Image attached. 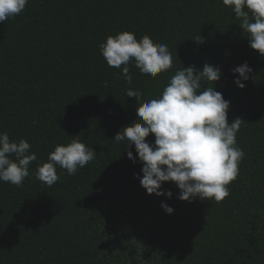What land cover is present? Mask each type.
Returning <instances> with one entry per match:
<instances>
[{
    "label": "trees",
    "instance_id": "obj_1",
    "mask_svg": "<svg viewBox=\"0 0 264 264\" xmlns=\"http://www.w3.org/2000/svg\"><path fill=\"white\" fill-rule=\"evenodd\" d=\"M240 24L222 0H28L0 23V132L36 155L20 186L0 181V264H264V57ZM123 31L166 44L172 67L150 77L130 61L129 84L99 50ZM205 63L221 76L201 90L230 101L229 123L244 121L238 175L219 203L181 201L173 182L161 188L170 198L147 194L142 164L127 157L134 146L113 138L176 71ZM244 63L241 89L232 70ZM73 139L95 159L75 175L57 166L50 187L37 180V166Z\"/></svg>",
    "mask_w": 264,
    "mask_h": 264
},
{
    "label": "clouds",
    "instance_id": "obj_2",
    "mask_svg": "<svg viewBox=\"0 0 264 264\" xmlns=\"http://www.w3.org/2000/svg\"><path fill=\"white\" fill-rule=\"evenodd\" d=\"M28 0H0V23L14 18L24 9ZM231 8L239 25L247 33L249 47L264 57V0H222ZM251 17V18H250ZM99 50L107 65L121 68L130 84L129 62L140 73L155 77L172 67V56L166 44H157L144 35L139 41L128 31L108 36ZM234 83L243 89L242 81L249 79L251 68L247 63L235 67ZM219 67L205 63L201 71L194 67L176 71L158 98L136 106V119L122 128L114 140L127 141L134 146L136 157L127 151L129 161L142 164V177L137 176L147 194L170 198V191L161 190L164 182H173L179 189L178 199L189 201L214 199L217 203L229 195L227 185L236 179L239 162L244 152L237 146L236 134L242 121L227 120L230 101L212 86L218 81ZM141 93L127 90L126 97L139 100ZM152 135L153 142L146 141ZM96 153L77 139L66 145H57L48 154L47 162L37 166L35 177L47 186L59 180L56 167L75 175L94 160ZM36 160L26 140H10L7 132H0V181L20 186L30 175L29 165ZM161 208L171 214L173 209L165 203Z\"/></svg>",
    "mask_w": 264,
    "mask_h": 264
}]
</instances>
